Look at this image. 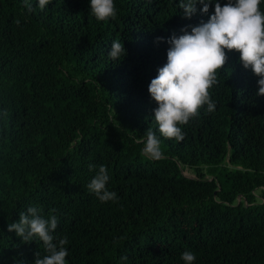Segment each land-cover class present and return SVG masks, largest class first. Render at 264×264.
Here are the masks:
<instances>
[{
	"label": "trees",
	"instance_id": "trees-1",
	"mask_svg": "<svg viewBox=\"0 0 264 264\" xmlns=\"http://www.w3.org/2000/svg\"><path fill=\"white\" fill-rule=\"evenodd\" d=\"M28 2L31 11L0 0V264L47 254L8 231L28 207L57 217L53 242L67 237L68 264H184L185 251L193 264H264L259 77L228 52L214 112L205 105L180 125L179 141L154 120L149 85L168 39L207 22L215 3L189 19L179 0H114L115 18L98 21L90 0ZM113 41L125 48L119 61L108 56ZM149 129L158 161L141 154ZM102 165L115 201L87 189Z\"/></svg>",
	"mask_w": 264,
	"mask_h": 264
},
{
	"label": "clouds",
	"instance_id": "clouds-1",
	"mask_svg": "<svg viewBox=\"0 0 264 264\" xmlns=\"http://www.w3.org/2000/svg\"><path fill=\"white\" fill-rule=\"evenodd\" d=\"M214 14L207 22L181 31L183 35H173L167 43V63L158 69V75L149 85V93L158 105L154 111V120L160 134L165 139L183 140L180 125L187 124L200 115L205 107L208 113L216 110V102L211 98V89L219 83L218 72L225 68L228 52L239 53V61L245 69H251L259 77L257 95L264 96V11L262 0H227L223 6L220 0H179V7L186 18L197 12V4L202 5V13L207 14L212 3ZM50 0H38V6L44 10ZM31 11V4L25 0ZM90 12L98 21L115 18L114 0H90ZM163 38H158L162 40ZM125 55V48L119 41H113L108 56L119 61ZM146 141L141 154L149 160L163 158L161 141L152 130H147ZM90 169L94 166L90 165ZM110 177L105 166L99 170L87 185L102 202L115 201L117 194L109 191L106 185ZM55 212V209L52 210ZM58 227V219L50 215L49 219L39 214L37 207H28L19 213V221L8 225L9 232L25 243L38 239L43 243L46 255L42 258L36 252L34 264H68V251L65 245L67 237L54 243L53 232ZM122 259L126 260L127 257ZM184 264H193L196 256L191 251L182 253Z\"/></svg>",
	"mask_w": 264,
	"mask_h": 264
},
{
	"label": "rangeland",
	"instance_id": "rangeland-1",
	"mask_svg": "<svg viewBox=\"0 0 264 264\" xmlns=\"http://www.w3.org/2000/svg\"><path fill=\"white\" fill-rule=\"evenodd\" d=\"M184 172H185L186 175H192L191 173H189V170H185Z\"/></svg>",
	"mask_w": 264,
	"mask_h": 264
}]
</instances>
